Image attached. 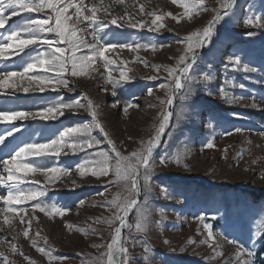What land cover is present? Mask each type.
Returning <instances> with one entry per match:
<instances>
[{
	"label": "rangeland",
	"instance_id": "374dc122",
	"mask_svg": "<svg viewBox=\"0 0 264 264\" xmlns=\"http://www.w3.org/2000/svg\"><path fill=\"white\" fill-rule=\"evenodd\" d=\"M104 3L111 5L115 16L127 11L147 23L151 22V17L139 14L140 4H144L146 11L158 14L171 12L181 16L183 13L179 4H173L172 0H125L122 5L115 4L113 0H104ZM205 6L207 11L194 15L191 20L183 18L180 23L165 16L166 27L160 32L118 25H110L105 29L104 34H101L103 41L117 45L108 53L116 61L112 66V75L119 77L120 69L125 67L120 63L122 60L128 62L127 69H130L127 71L130 79L121 81L115 88L99 77L104 68L98 59L95 65L97 72L79 77L66 75L72 91L60 88L62 90L44 95L28 93L32 96H25L18 101L2 100L0 111L37 112L54 106L55 101L61 98L65 103L79 100L84 104L91 99L99 105L98 118L108 137L121 153L128 155L140 147L142 140L150 137L153 125L159 123L162 110L160 100L166 98V89L160 86L168 82L164 67L176 65L184 48L182 40L207 24L214 15L213 9L219 7L218 0H205ZM9 13L11 10L6 8L5 14ZM74 13L75 9L70 8L69 14L74 17ZM29 14L31 19H44L39 13H35L37 17L32 16L33 13ZM98 15L106 20H111L113 16H105L103 12ZM256 15H264V0H236L233 14L217 24L211 42L198 50L195 74H208L213 79L196 85L193 95L183 105L178 97L175 100L173 107L177 111L181 107L187 111L179 122L175 115L170 119L168 128L161 135V143L155 150V168L151 179L152 211L146 231L136 234L140 243L134 247L129 245L130 253L135 258L133 264H227L228 261H235L237 245H243L252 252L253 255L248 258L250 264H261L264 260V233L258 237L255 235L264 225V137L259 135L264 131V114L259 113L263 107L250 106L255 100L264 102V28L244 23L247 18H255ZM84 38L92 43L88 33H84ZM149 42L156 45L155 51L151 48L131 51L118 47L120 44ZM83 54H88V50L85 49ZM232 55H240L242 63L256 67L258 71H234L228 63V57ZM134 57H139L148 66ZM19 64L20 61H17L14 66ZM152 66H157L159 70ZM0 70L11 69L0 63ZM150 75L157 78L147 79ZM226 79L232 80L233 84H226ZM239 84L245 87L233 86ZM221 86L238 98L239 102L230 104L222 98L219 95ZM148 89H152L151 95ZM127 104L136 106L124 112ZM259 121L263 122L262 127L255 126ZM86 123H92V117L83 110L75 114L65 110V114L56 120L45 121L37 117L35 120L14 121L12 124L17 128L22 125V128L19 133L13 134L15 138L10 142L4 158L15 154L25 143H44L56 138L67 127ZM210 123L213 125L211 128L208 127ZM11 127L10 124L0 127V132L11 131ZM236 128L242 131L237 133ZM225 132L231 135H225ZM93 135L102 141L99 148L113 156L103 134L93 129ZM209 140L215 145L213 148L205 147ZM97 150L86 149L78 154L67 152L51 159L30 158L35 164L61 167L69 172L54 183L46 182L45 176L36 174L30 181L38 180L39 184L29 182L21 185L46 188L45 196L40 199L45 204H55L66 210L64 217H49L37 210L35 216L38 220H33L30 228V237H35L37 246L51 250L58 259L50 262L48 257L37 252L32 247L31 239L22 235L27 224L22 225L18 217L8 214L12 217L11 227L3 224V216L0 219V237H3L0 240V252L8 256L11 264H96L93 258L106 252L112 229L118 226V222L112 225L105 222L113 216L115 209L101 204L111 200L118 192L123 197L124 191L117 184L105 187L107 180L114 179L111 175L97 178L89 173L81 177L76 171V165ZM177 153L182 154V163L160 164L161 157ZM112 162L115 163L114 160ZM80 201H84V204L81 205ZM33 203L35 201H29L17 207H24L31 212ZM30 212L29 217L32 215ZM133 215L130 214V222ZM199 217H203V220ZM205 224L211 226L215 240L210 243L218 245L216 251L220 255L213 253L208 243L203 242L207 237ZM68 225L73 226L71 230ZM80 228L85 231H78ZM37 231L39 237L36 236ZM127 232V229L122 230L125 235ZM43 237H47V242ZM229 240H235L237 244H231ZM13 243L17 245V253L9 250ZM145 243L150 248L147 262L143 260ZM25 255L29 259L26 260Z\"/></svg>",
	"mask_w": 264,
	"mask_h": 264
},
{
	"label": "snow or ice",
	"instance_id": "6c2138e0",
	"mask_svg": "<svg viewBox=\"0 0 264 264\" xmlns=\"http://www.w3.org/2000/svg\"><path fill=\"white\" fill-rule=\"evenodd\" d=\"M115 4H124L125 0H113ZM173 4H179L183 9L181 16L173 15L171 12L158 14L155 11L145 9L144 4H140L139 14L141 16L151 17V22L147 23L143 19H136L127 11L121 16L113 15L111 20H106L98 15L103 12L105 16L111 14V5L104 3V0H96L95 3L85 4L84 0H0V29H4L7 21L11 19L5 14V9L11 10V16H18L21 13H44V19H30L27 18L22 25H18V30H13L10 35L6 37L7 43L2 42V33H0V61H9L11 57L19 59L21 55H28V52H34V55H29V62L25 63L22 70L7 71L0 70V90L13 89L15 92L34 93L57 91L60 88H67L72 91L69 86V80L66 79V74L72 77H79L95 73L98 68L95 66L97 60L102 61L104 71L99 73L101 79H106L107 83L116 87L121 81H128L130 77L127 75V61H120L125 67L120 69L118 78L112 75V66L116 61L111 58L108 53L113 51L117 45L108 44L103 41L101 33L104 32L110 25H118L119 27L144 29L147 28L152 32H160L165 28V16H170L177 23H180L183 18L191 20L194 15H199L203 11H207L205 0H172ZM236 0H218L219 7L213 9L214 15L207 22V24L194 33H189L182 43L184 48L179 55L175 66L164 67L167 72V83L160 87L166 89V98L160 100L161 113L158 124L153 125V132L147 140L140 142V147L124 155L121 153L114 142L108 137L99 117V105L95 104L91 99L87 100V104L81 103L79 100L71 103L63 102L62 98L55 101L54 106L45 107L41 111H0V121H6L11 127V131L5 134H0V145L6 143V138L11 137L14 133H19L21 128H17L12 122L35 120L39 117L42 120H56L58 117L65 114V110L78 113L80 110L90 114L92 123L78 125L74 127H67L59 133L56 138L47 140L44 143H25L23 147L19 148L15 154H11L9 158L0 160L3 170L0 171V186L7 190V195H0V201L4 202L5 207H0V214L3 215V224L11 227L10 215L14 214L19 218L20 223L27 224L23 228L22 235L26 239H31L33 248L37 252L42 253L49 261H56L58 257L53 255L51 250H46L44 247H38L35 237H30V228L33 220H38L35 212L38 210L46 216L53 215L65 216V209L57 207L55 204H45L40 198L45 196L46 188H32L21 187V185L29 182L39 184L38 180H31L36 174H42L46 177V182H55L60 176L68 175V169L61 167H46L31 162L30 158L51 159L53 157L59 158L61 155L71 152L78 154L84 152L86 149L98 148L99 150L89 153V158L76 165V171L81 177H85L89 173L93 177L107 178L110 175L114 179L107 180L105 187L112 184L121 185L124 191L123 197L118 192L111 200L105 201L101 204L115 209L113 216L108 218L105 222L112 225L118 222L111 232L110 242L107 244L106 252H101L98 257L93 260L96 264H133L134 256L130 253L129 245L136 246L140 241L136 234L144 233L150 221L152 211L151 196L152 187L151 179L153 170L155 168V150L161 143V135L165 133L169 126L170 119L175 115L177 121L183 118L186 108L181 107L179 111L173 107L177 97L181 104L188 101L193 95V89L200 83H206L213 79L211 75H196L195 66L199 60V49L209 44L214 35L217 24L225 21L226 18L233 14V9ZM75 9L74 17L69 14V9ZM87 25L91 31L88 33L91 36L92 43L84 38L86 29L81 28L82 24ZM245 25L255 28H264V15H256L255 18L249 17L244 21ZM55 34V39H50L48 34ZM251 35V33H249ZM60 44L66 47H60ZM40 47H45L44 51H36ZM121 49L128 48L131 51H137L140 48L145 50L151 48L156 49L154 43L144 44H120ZM82 49H87L88 54L81 53ZM10 52V56L6 55ZM135 60L144 63L139 57H134ZM228 63L231 64L234 71H243L245 73H255L258 71L256 67L249 66L247 63H242L240 55H232L228 57ZM159 70L157 66H152ZM227 67V65H226ZM41 69L43 74H31L35 69ZM149 80L156 79V76L146 77ZM226 84L232 85V80H225ZM25 84L27 86H25ZM244 88V84L233 85ZM106 90V89H102ZM149 95L152 94V89H148ZM115 95V92H113ZM219 95L228 103H238L239 99L234 97L229 91H225L221 86ZM115 107V105H113ZM136 105L127 104L123 111L127 112L128 108ZM251 107H259L253 102ZM155 107V105H150ZM208 127L213 125L210 123ZM93 129H98L103 134L104 140L111 146L113 156L109 155L108 151L99 148L102 141L93 135ZM237 133L242 129L236 128ZM225 135H231L230 132H225ZM259 135L264 137V131ZM215 145L211 140L205 144L206 148H213ZM95 157V158H92ZM115 161L113 163L112 161ZM160 164L164 165L169 162L180 164L183 162V156L180 153L174 156H163L160 158ZM255 162V161H253ZM6 173V175L4 174ZM103 195V193H101ZM167 195V190H165ZM143 196V199L140 197ZM29 201H35L31 205L32 215L29 217V210L24 207H17L24 205ZM83 205L84 201H80ZM134 215L131 217L130 214ZM26 217H29L26 219ZM203 220V217H199ZM100 222L99 219L96 221ZM69 229L73 227L68 225ZM207 230L206 240L208 246L212 248L213 253L220 255L216 251L218 245L210 243L214 241L215 237L211 230V226L204 225ZM123 229H127V235L122 233ZM2 230V229H0ZM78 231H85L83 228ZM264 233V225L256 231L255 235L258 237ZM39 237V231L36 232ZM3 237H0L2 240ZM47 242V237H43ZM191 242V241H190ZM231 244H237L235 240L228 241ZM99 247V246H96ZM12 253H17L18 248L15 243L11 244L10 249ZM150 248L146 243L143 248V260L149 261ZM252 252L243 245H237L235 251V261H228L227 264H250ZM106 257V259H105ZM26 260L29 259L26 255ZM0 264H11L8 256L0 252ZM92 264V262H89Z\"/></svg>",
	"mask_w": 264,
	"mask_h": 264
},
{
	"label": "crops",
	"instance_id": "0c3cea01",
	"mask_svg": "<svg viewBox=\"0 0 264 264\" xmlns=\"http://www.w3.org/2000/svg\"><path fill=\"white\" fill-rule=\"evenodd\" d=\"M33 14L34 15H32V16L37 17L35 15V13H33ZM30 15L31 14H29V13H21V16L18 19L14 20V22L11 25L10 30L4 35L3 41L5 43L8 42L7 39H6V37L8 35H10V32L13 31V30H18L17 26L18 25H22L27 18H30L31 19V17H29ZM32 19H37V18H32ZM38 19H41V18H38ZM48 36H49L50 39H55L56 38V37L53 38L54 37L53 34H50V35L48 34ZM59 46L60 47H66V45H64V44H60ZM44 50H45V47H40V48L36 49V51H44ZM83 52H85V50L82 49L81 50V53H78V54H83ZM5 54L6 55H9V56L11 55L10 52H6ZM34 54H35L34 52L29 51L28 52V55H23L22 54L19 59L15 58V60H13L12 62L5 63V66L7 68H11V69H13V68H20L21 69L25 65V63L29 62V59H28L29 55H34ZM17 61H20V64L18 66H14V64ZM31 74H43V71L41 69L37 68V69L34 70V73H31Z\"/></svg>",
	"mask_w": 264,
	"mask_h": 264
},
{
	"label": "bare ground",
	"instance_id": "6f19581e",
	"mask_svg": "<svg viewBox=\"0 0 264 264\" xmlns=\"http://www.w3.org/2000/svg\"><path fill=\"white\" fill-rule=\"evenodd\" d=\"M95 0H90V1H88V0H84V3L85 4H92L93 2H94ZM111 14L113 15L114 13H113V11L111 10ZM136 17V16H135ZM108 20H110V19H108ZM7 23H8V21H7ZM6 23V24H7ZM6 26V25H5ZM81 28H84V29H86L85 30V34L86 33H89L90 31H91V29L90 28H88L87 27V25H86V23L85 24H82L81 26H80ZM3 29H0V33H1V31H2ZM22 93L23 92H15L14 94H13V91L12 90H10V89H7V90H0V95H10V96H13V97H15V98H18V97H21L22 96ZM261 105H264V104H261ZM259 113H263L264 114V109H261L260 110V112ZM263 117H264V115H263ZM11 137H7L6 138V143L5 144H3V145H0V160H2V159H5L4 158V154L6 153V150H7V148H8V145H9V139H10ZM3 170V166H2V164H0V171H2ZM5 175H6V173H4ZM6 193H7V190L3 187V186H0V195H4V196H6ZM0 207H3V201H0ZM30 212V211H29ZM31 213V212H30ZM2 216H3V214H0V219H2Z\"/></svg>",
	"mask_w": 264,
	"mask_h": 264
},
{
	"label": "trees",
	"instance_id": "16d2710c",
	"mask_svg": "<svg viewBox=\"0 0 264 264\" xmlns=\"http://www.w3.org/2000/svg\"><path fill=\"white\" fill-rule=\"evenodd\" d=\"M261 264H264V260L261 262Z\"/></svg>",
	"mask_w": 264,
	"mask_h": 264
}]
</instances>
